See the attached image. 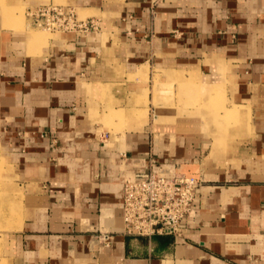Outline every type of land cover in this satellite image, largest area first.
Segmentation results:
<instances>
[{"label":"crops","instance_id":"1","mask_svg":"<svg viewBox=\"0 0 264 264\" xmlns=\"http://www.w3.org/2000/svg\"><path fill=\"white\" fill-rule=\"evenodd\" d=\"M18 1L99 28L41 36L0 5V156L25 197L9 263L264 264V0ZM151 166L203 180L180 234L122 233L124 179Z\"/></svg>","mask_w":264,"mask_h":264},{"label":"built area","instance_id":"2","mask_svg":"<svg viewBox=\"0 0 264 264\" xmlns=\"http://www.w3.org/2000/svg\"><path fill=\"white\" fill-rule=\"evenodd\" d=\"M26 18L30 25L51 31L87 33L99 28L95 19L80 18L73 7L53 2L28 7ZM202 184L196 176H169L153 166L127 176L122 193V233L133 237L180 234L193 214Z\"/></svg>","mask_w":264,"mask_h":264},{"label":"rangeland","instance_id":"3","mask_svg":"<svg viewBox=\"0 0 264 264\" xmlns=\"http://www.w3.org/2000/svg\"><path fill=\"white\" fill-rule=\"evenodd\" d=\"M0 3V5L7 6L9 9L8 14H5V16L10 21V24H12V26L14 27L20 28L19 26L23 25V21L26 17L25 8L21 5V2L18 0H0ZM25 21L27 20L25 19ZM28 25L30 26L29 29L33 30L35 33L41 36L46 34L51 35L53 33V31L51 30L32 26L29 24V22ZM180 89L181 88L178 85H171L167 93H164L163 96L168 101H172L171 105L177 106V101L179 98L178 90ZM181 97L182 99L180 103L184 105V96L181 95ZM190 97V99H195L194 96ZM203 99L205 101L200 104L197 103V105H201L207 114H210L211 112H216L218 114H220L221 112H225L227 98L220 88H218L216 93L212 94V96H207ZM236 111L237 108L234 106L231 110V113H234ZM226 114L222 117V119H219V123L217 125L219 129L224 130L232 122H236V118H233L231 115L228 116ZM228 120L230 121V123L228 122ZM226 123L228 124L226 125ZM24 201L25 197L23 189L20 187V184L8 174L6 169V161L3 157L0 156V264H10L9 258L7 256L5 242H7L8 240L9 233L17 227L22 219Z\"/></svg>","mask_w":264,"mask_h":264}]
</instances>
